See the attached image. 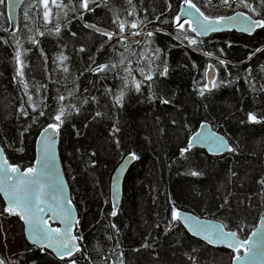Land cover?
<instances>
[{"label": "trees", "instance_id": "obj_1", "mask_svg": "<svg viewBox=\"0 0 264 264\" xmlns=\"http://www.w3.org/2000/svg\"><path fill=\"white\" fill-rule=\"evenodd\" d=\"M192 2L210 17L241 10L264 19V0H247L255 12L239 0H230L231 7L221 0ZM63 4L66 7L57 8L49 3L52 20L45 23L38 0H24L15 32L10 30L6 2L0 5V139L11 163L30 167L39 132L55 122L62 104L67 106L59 151L79 214L82 249L59 260L50 251L30 245L20 216L5 211L0 196V215L21 227L22 247L6 264H71L72 260L76 264H232L243 251L209 246L191 236L171 213L187 210L217 219L243 240L264 215V184L260 183L264 181V29L252 35L231 31L199 37L185 24L183 34L188 39H183L174 20L183 0H131V4L100 0L90 3L92 11H84L77 0H63ZM117 17L144 21L141 28L126 29L127 49L116 37L108 41L87 27L116 32ZM129 31L155 35L132 37ZM29 37L39 43L33 44ZM190 39L198 44H189ZM156 48L161 50L159 59L149 65L143 55L151 59ZM17 50L22 78L17 76ZM61 54L68 57L62 63L57 59ZM122 58L124 63L119 64ZM101 64L117 67L93 71ZM210 65L216 68L218 86L200 95V88L208 84L204 73ZM125 67L132 69L127 84L122 79L128 75ZM149 67L153 80L145 81L137 69L148 73ZM164 67L168 73L160 75ZM132 79L143 81L139 91ZM121 90L123 102L117 104ZM60 95L66 99L58 101ZM250 112L259 122L249 121ZM204 121L227 138L233 151L216 156L191 147L181 155ZM130 153L136 159L125 176L117 215L112 217L111 176ZM193 171L199 175H191Z\"/></svg>", "mask_w": 264, "mask_h": 264}, {"label": "snow or ice", "instance_id": "obj_2", "mask_svg": "<svg viewBox=\"0 0 264 264\" xmlns=\"http://www.w3.org/2000/svg\"><path fill=\"white\" fill-rule=\"evenodd\" d=\"M6 0H0V5H4ZM23 2V0H21ZM51 2L52 5H55L57 8H63L66 7V5L63 4V0H60V3H57V0H38V6H42L43 12V21L45 23H50L52 20V10L49 7V3ZM92 0H77V3L80 8H82L84 11H92V8H90V3ZM129 4H131V0H128ZM184 5L186 7L182 8L181 11L184 12L185 16L193 17L195 19L196 27L191 28L193 32H196L197 35H206L210 32H216L220 31L224 25L225 22H227L229 25H239V28L243 32L251 33L255 31L257 28L264 29V19L261 20H254L250 15L244 12L236 13L234 16H220L215 18H210L209 16L204 15L203 12L200 11L199 8H197L196 4L192 2V0H183ZM221 3L231 7L230 0H221ZM239 3L245 7L249 8L251 11L255 12V8L252 7L250 3L247 2V0H239ZM170 7V5H169ZM195 13H198V15H195ZM128 15H134V12H129ZM25 16H27V13H25ZM159 19V17H157ZM176 27L179 31L178 35L181 36L183 39H188L186 35L183 34V30L185 28V24H188L189 27H191V20H185L184 22H181V17L179 15L174 17ZM113 24L117 25L118 31L116 32H107L102 29H99L96 27V25H87V27L93 28L95 31L99 32L100 35L106 36L108 41H112L114 37L117 38L118 43H124L126 49L129 47V45L126 43L128 37L124 35L126 32V29H138L141 28L144 25V21H121L119 17H117L116 20L113 21ZM56 33L60 32L59 25L55 28ZM39 35L43 36L44 33L40 32ZM129 35L132 37L139 36V35H146V37L151 38L155 34L153 32H147L146 34L140 32V31H129ZM31 39V42L33 44H38L39 41L36 40L33 37H29ZM189 44L196 45L198 44V41L196 39H190L188 40ZM132 44H140V40H132ZM20 42L17 41V46L19 49ZM83 51V49H81ZM154 55L151 59L145 54L143 55V58L145 60H148L149 65L154 63L156 59H159V53L161 52L160 49L156 48L152 50ZM208 55H211L209 53ZM121 56L123 57V53H121ZM16 62H17V76L23 77V63L21 61V52L17 50L16 52ZM57 59L62 63L68 59L67 56H64L61 54L57 57ZM119 64L124 63V59L122 58L119 62ZM225 62L223 60L220 61V64L223 65ZM117 67V64H101L98 65L93 71L95 72H105L111 69H115ZM141 75L144 77L145 81H152L153 76L151 74V68L149 67V72L145 73V70L143 68L137 69ZM64 72H68V68H63ZM124 71L128 74L125 77H122V79L125 80L126 84L128 81V76H131L132 69L125 67ZM168 73V68L164 67L163 70L159 73L160 75H166ZM215 74V66L210 65L209 69L205 71L204 76L205 78H212L211 81V88H215L218 86V84L215 81L214 78ZM23 83V81H21ZM132 85L135 87L137 91L140 90L141 84L143 81H136L135 79H132L130 81ZM43 87V86H40ZM24 88L27 91L28 85L27 83H24ZM209 85L205 84L200 88V95H204L205 91H209ZM37 91H39V88H37ZM69 95H73L72 92H69ZM124 98V91L121 90L119 95L116 96V103L120 104L123 102ZM66 99L65 96L60 95L58 97V101H64ZM28 102L30 105H33V110H35V105L33 104V98L32 96H28ZM164 103H168L167 100L163 101ZM66 105H61L58 108L57 114L54 116V123H50L43 129V132L41 135L43 136V140L41 141V156L40 159L37 161L39 164V168L37 167H28L24 172H20L19 168L16 166L9 165L7 161L5 160L2 165H0V191H4L5 194L9 198V206L4 209L9 214L13 215H20L21 219H25L29 225V229L32 232L33 238L36 240L37 243H43L47 242V246L49 248H55L57 251V254L61 259H64L65 257H72L74 252L80 251L79 247L75 243V241L78 239L76 236L70 235L71 228L73 227V217H72V209L70 207L71 200H66V205L63 200H59L55 208H53L51 205L45 209L44 207H41L42 204L47 203L46 200L43 199L44 192H45V181L55 175L54 173V167H55V157L54 152L52 149V145L54 144V136L57 134L60 130L61 125L63 124L64 120L67 118L68 113L66 112ZM41 116L44 115V112L41 111L39 113ZM97 115H100L97 113ZM248 119L251 122H259L257 120V116L253 113H248ZM197 140H200L201 142H206L209 144V146L214 151H221L227 148L228 151H233L231 147L227 145V142L223 140L218 135H213L212 133H200L195 138ZM191 143L189 144L188 148H185L182 150L181 155L188 152L191 148ZM131 159H136L135 153H130ZM10 173L16 174V179L13 180V177L10 175ZM193 176L199 175L198 172L193 171L190 173ZM9 181H13L12 183H9ZM260 183L264 184V181H260ZM59 189L62 191V184L58 185ZM118 205L116 203H113V211L110 213L112 217H115L117 215V209ZM56 209H59L57 211ZM47 211L55 212V219L61 220L65 224V230L63 233H61V230L59 228H50L47 226L46 221H44L42 213H45ZM172 219L175 221H178L181 219V215L178 211L175 209L172 210L171 213ZM185 220L189 223H191L199 232L206 233V238L211 240L212 236H215L217 239H221L225 242H227L228 247L233 248L236 252H239L241 247H244L245 245L249 244V241H243L239 242L235 240V237L237 236L236 232H225L223 225H217V226H205L200 225L197 220H193L191 217H185ZM113 228H115V225H112ZM256 239L251 243L249 247H245V251L249 253L248 259H252L256 257L257 255H264V230L261 232L255 234ZM235 259L237 260H245V257L236 256ZM0 264H5L3 260H0ZM71 264H76L75 260H72ZM122 264V262H121Z\"/></svg>", "mask_w": 264, "mask_h": 264}, {"label": "water", "instance_id": "obj_3", "mask_svg": "<svg viewBox=\"0 0 264 264\" xmlns=\"http://www.w3.org/2000/svg\"><path fill=\"white\" fill-rule=\"evenodd\" d=\"M98 1H100V0H92L91 3L92 4H96ZM22 3L23 2H21V0H6L7 17H8L9 23H10V30L13 31V32L17 31V29H18L19 11H20V7H21ZM184 7H186V5H184V2H183V8ZM197 8H199V7L197 6ZM193 11L195 13V10H193ZM200 11L203 12L201 9H200ZM239 12L247 13L245 11H241L240 10V11H236V12H234L232 14L223 15V16H225V17L234 16L236 13H239ZM195 15H198V13H195ZM204 15H206V14L204 13ZM179 16L181 17V22H184L185 20H191L192 21L190 29L191 28H195L197 26L196 23H195V19L193 17L185 16L184 12H182V11H181ZM210 18H215V17H210ZM253 19L254 20H258V19H255V18H253ZM258 29L259 28H257L256 30H258ZM231 31H236V32H239V33H243L245 35H252L255 32V31H253L251 33L243 32V31L240 30L239 25H234L233 26V25H229L227 22H225L224 27L220 31L210 32V33H208L206 35H197L196 32H194V33L197 36H199V37H207V36H210V35H213V34H220V33L231 32ZM212 66H214V65H212ZM216 74H217V71H216V68H215L214 78L216 77ZM207 79H208L209 88H211L212 78H207ZM52 123H54V122H52ZM47 125L45 127H47ZM43 129H41V131L39 132V134H38V136L36 138L35 160H34L33 165L30 166V167L39 168V164L37 163V161L40 159V156H41V141L43 140V136L41 135V133L43 132ZM60 132H61V127H60L59 132L57 134H55V136H54V141L55 142L52 145V149H53L54 157H55V167H54L55 175L45 181V192H44L43 199L46 200L47 203L42 204L41 207H44L45 209H47L51 205L53 208H55L57 203H58V198H59V200H63L65 202V205H66V200H69V199L71 200L72 203H71L70 207L72 209L73 227L71 228L70 235L78 237V239L75 241V243L77 244V246L81 250L82 246H81L80 238H79V236L77 234V232H78L77 228H78V222H79V214H78V210H77V208H76V206L73 203L72 198H71L70 185H69L66 173H65V168H64V165H63V162H62V159H61L60 151H59ZM209 132L212 133L213 135L220 136L223 140H225L227 142V145L229 147H231V145L229 144L227 138L223 134H221L218 131L214 130L212 128L211 124L209 122H207V121L202 122L199 125L198 130L195 133H193L191 135V137L189 138V144L191 143V145H192L191 147H197V148L205 149L209 154L216 155V156L217 155H222V154L227 153V152H230V151L227 150V148H225L224 150H221V151H214L209 146L208 143L201 142L200 140L195 139L198 134H200V133H209ZM5 160L7 161V163L9 165L18 167L20 172H24L26 170V168L23 169L20 166H18L16 164H13V163H11L9 161V159H8V157H7V155H6L5 151H4V148L2 146L1 139H0V165H2ZM134 161H135V159H131L129 154L126 155L122 159V161L118 164V166L115 168V170H114V172H113V174L111 176V180H110V198H111L112 204L116 203L118 205L116 211L118 210V208L120 206V203L122 201V197H123V183H124L125 176H126L128 170L130 169V167L132 166V164L134 163ZM10 175L13 177V180L16 179V174L15 173H10ZM12 182L13 181H9V183H12ZM61 184H62V191L58 187V185H61ZM0 196H1L2 200H3V202L5 203V205L8 207L9 206V198H8V196L5 194L4 191H0ZM56 210L59 211V209H56ZM178 212L181 215V219L179 221L181 222V224L183 225L185 230L191 236H193L194 238H196L198 240H201L202 242H205L209 246L217 247V248H225V249L232 250V251L236 252L233 248L228 247L227 242H225V241H223L221 239H217L215 236H212L211 240L206 238V233L199 232L191 223H189V222H187L185 220V217H191L193 220H197L200 225H205V226L223 225L225 232H233L231 230L226 229V227H225L223 222H221V221H219L217 219L201 217V216H199V215H197V214H195V213H193L191 211H187V210H178ZM41 215L43 216L44 221H46L48 227H50V228H59L61 230V233L64 232L66 226L61 220L55 219V212L47 211L45 213H42ZM21 221H22V224H23V234H24L25 240L30 245H33V246H36L38 248L46 249V250L50 251L59 260H64V259L71 258V257H65L64 259H61L59 257V255L57 254V251H56L55 248H49L47 246V242L37 243L36 240L33 238L32 232L29 229V225H28L27 221L25 219H21ZM262 230H264V215L262 217H260L257 226L252 231V233L250 234V236L248 237L247 240H243V239L239 238L238 236L235 237L236 241H239V242L249 241V244L245 245L244 247H241L240 251H243L242 254L236 255V256L245 257V260H243V261L237 260V259H235V257H236L235 256L233 258V260H232V264H264V255H257L256 257H254L252 259H248L249 253L244 250L245 247H249L251 245V243L256 239V235L255 234L261 232ZM77 252H79V251H77ZM77 252H74L73 256ZM0 260L4 261V259L1 258V257H0ZM5 264H6V262H5Z\"/></svg>", "mask_w": 264, "mask_h": 264}, {"label": "rangeland", "instance_id": "obj_4", "mask_svg": "<svg viewBox=\"0 0 264 264\" xmlns=\"http://www.w3.org/2000/svg\"><path fill=\"white\" fill-rule=\"evenodd\" d=\"M21 227L13 225L0 215V257L6 262L21 246Z\"/></svg>", "mask_w": 264, "mask_h": 264}]
</instances>
